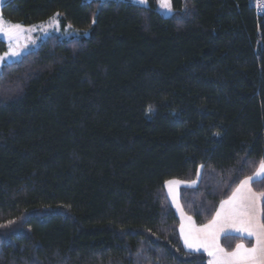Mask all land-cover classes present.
Instances as JSON below:
<instances>
[{"label": "trees", "instance_id": "1", "mask_svg": "<svg viewBox=\"0 0 264 264\" xmlns=\"http://www.w3.org/2000/svg\"><path fill=\"white\" fill-rule=\"evenodd\" d=\"M13 0L11 24L61 18L0 71V264H209L197 227L264 161V16L249 0ZM252 191L264 194V178ZM261 223H264L262 196ZM254 245L226 236L221 247Z\"/></svg>", "mask_w": 264, "mask_h": 264}, {"label": "snow or ice", "instance_id": "2", "mask_svg": "<svg viewBox=\"0 0 264 264\" xmlns=\"http://www.w3.org/2000/svg\"><path fill=\"white\" fill-rule=\"evenodd\" d=\"M134 2L144 4L145 0H134ZM160 6L171 11L170 0H160ZM25 31L21 25L10 24L0 16V33L7 37L10 43L9 51L0 56V67L7 59H15L21 55L18 41L20 34ZM13 41L17 42L15 47L11 46ZM254 178H264V161L260 162L255 177H249L242 181L232 196L221 202L220 209L207 225L197 228L191 217H186L181 210L182 221L185 222L181 223L180 231L186 248L192 251H199L203 248L212 257L209 264H264V223L260 222L253 207L260 196L252 193L249 188V184ZM180 183L178 180L167 182L169 194L173 195L174 202V190ZM261 195L264 196V194ZM177 207L179 208V205ZM226 228L254 237L255 244L250 248L238 244L235 250L225 251L219 246L218 236Z\"/></svg>", "mask_w": 264, "mask_h": 264}, {"label": "rangeland", "instance_id": "3", "mask_svg": "<svg viewBox=\"0 0 264 264\" xmlns=\"http://www.w3.org/2000/svg\"><path fill=\"white\" fill-rule=\"evenodd\" d=\"M11 1H13V0H0V16H2V10H3L4 6L6 4H8L9 2H11ZM94 1L106 2V1H109V0H87V2H94ZM111 1L128 2V3H131L132 5L140 7V8H148V6H149L148 0H145L144 4L136 3V2H134V0H111ZM170 2H171V0H170ZM158 8H159L160 13L166 18H169V17H171L173 15L172 7H171V11H169V10H167L165 8H162L160 6V0H158ZM60 21H61L60 16H55L54 18H52L48 22L40 24V25H36V26H33V27H23L22 26L23 29H25L26 31L21 33L20 36H19L18 43H19V48H20V51H21V55L19 57L15 58V59H7L6 62L3 64V66L0 67V71H1V69L4 66L17 63L23 57H25V56L33 53V52H36L45 41H47L48 39H50L52 37H57L61 41H70V40H73V39L74 40H79V39L88 37V34H84V33L78 32V31H76V30H74L72 28H69V27L67 29L63 30L61 28ZM16 43H17L16 41H13L11 46L15 47ZM25 45H26V47H25ZM9 48H10V43H9L7 37H5L2 33H0V56H3L5 53H7L9 51ZM262 179L263 178H258V179L254 178L250 182L249 188L251 189L252 193H254L252 191V188H251V185L253 184V182L260 181ZM197 184L198 183H196V184L180 183V185L174 190L175 202L173 200V195L169 194V189L167 187V184L165 186L166 187L165 188L166 189V194H167V197L169 199V202H170L171 206L173 207L174 211L177 213V217L180 220V223L185 222V221H182V217H181V210L183 211V209H182L181 204H180V192H181L182 189H193V188H196ZM257 196H259V195H257ZM262 201H263V198H262V196H260V199L256 200L254 205H253V207L255 209V212L257 213V216H258L260 222H261ZM177 205H179V208L177 207ZM183 213H184V211H183ZM184 215H185V213H184ZM192 221H193V219H192ZM193 223H194V221H193ZM195 226H196V224H195ZM197 228H200V227H197ZM228 234L229 235H237V236H248L246 233H241V232H237V231H235V230H233L231 228H226L224 231L220 232L219 236H218V243H219L220 247H221L220 238L222 236L226 237L225 235H228ZM180 236H181V239H182V242H183V245H184V239H183V237L181 235V231H180ZM184 247H185V245H184ZM185 249H186V251L188 253H191V254H204L210 260L212 259V257H210L208 255V253L206 251H204L203 248H201L199 251H192V250H190V249H188L186 247H185Z\"/></svg>", "mask_w": 264, "mask_h": 264}, {"label": "built area", "instance_id": "4", "mask_svg": "<svg viewBox=\"0 0 264 264\" xmlns=\"http://www.w3.org/2000/svg\"><path fill=\"white\" fill-rule=\"evenodd\" d=\"M249 3L257 15L264 16V0H249Z\"/></svg>", "mask_w": 264, "mask_h": 264}, {"label": "crops", "instance_id": "5", "mask_svg": "<svg viewBox=\"0 0 264 264\" xmlns=\"http://www.w3.org/2000/svg\"><path fill=\"white\" fill-rule=\"evenodd\" d=\"M246 194V193H245ZM177 214V213H176ZM180 221V220H179ZM181 224V223H180ZM225 236H236V237H239V238H244V239H249V240H252L253 242H254V244H255V238L254 237H249V236H237V235H225ZM224 238V236H222L221 238H220V245H221V240ZM246 247V246H245ZM222 248V247H221ZM247 248V247H246ZM209 261H210V259H209Z\"/></svg>", "mask_w": 264, "mask_h": 264}]
</instances>
